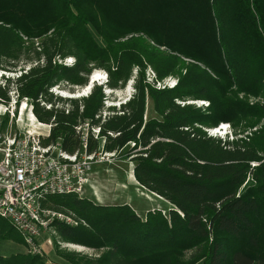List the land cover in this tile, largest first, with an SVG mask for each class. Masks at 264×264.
Here are the masks:
<instances>
[{
	"label": "trees",
	"instance_id": "16d2710c",
	"mask_svg": "<svg viewBox=\"0 0 264 264\" xmlns=\"http://www.w3.org/2000/svg\"><path fill=\"white\" fill-rule=\"evenodd\" d=\"M18 67L0 101L29 99L52 124L44 144L73 154L88 121L99 135L87 153L126 150L137 183L171 206L142 219L126 204L48 196L44 207L77 222L52 224L62 241L105 249L68 264H264V102L248 101L264 97V0H0V70ZM96 70L112 91L133 78V96L107 115L101 85L80 99L50 92L87 87ZM168 77L173 87H156ZM147 97L159 119H145ZM221 123L241 137L207 135ZM0 241L22 244L3 221ZM0 264L52 263L20 252Z\"/></svg>",
	"mask_w": 264,
	"mask_h": 264
},
{
	"label": "built area",
	"instance_id": "2783aa9c",
	"mask_svg": "<svg viewBox=\"0 0 264 264\" xmlns=\"http://www.w3.org/2000/svg\"><path fill=\"white\" fill-rule=\"evenodd\" d=\"M50 92L64 99H78L90 93L88 86L81 89L82 94L61 92L58 86ZM10 97L8 103L0 101V107L4 108L1 117L6 113L15 117L8 107L20 102V117L24 112L22 109L29 107L34 123L30 117L24 126L26 129L12 135L0 133V221L20 235L25 254L42 256L44 251L40 239L44 232L52 228L54 222L77 225L71 215L44 207L43 201L55 195L74 194L82 198L85 191L91 188L92 165L98 161L112 160L116 152L100 150L87 153L89 135L94 139H98L99 135V128H93L88 121L75 127L80 149L73 154L64 152L58 143L44 144L50 136L52 124L40 123L35 118L29 99L19 98L15 93H11ZM197 102L198 106H208L205 101ZM219 129L210 130L208 136L217 135Z\"/></svg>",
	"mask_w": 264,
	"mask_h": 264
},
{
	"label": "rangeland",
	"instance_id": "374dc122",
	"mask_svg": "<svg viewBox=\"0 0 264 264\" xmlns=\"http://www.w3.org/2000/svg\"><path fill=\"white\" fill-rule=\"evenodd\" d=\"M99 42L100 40L97 39ZM36 42H40L39 39L35 40ZM59 63L62 65L65 64H72V58H66L64 60H59ZM70 64V65H71ZM21 66V65H20ZM24 68H27V64L22 65ZM21 66V67H22ZM19 68H16L13 72L8 70L3 71L0 70V84L3 83L5 78H15L19 75ZM101 74V80L97 81L96 83L89 84L93 88V86H103L104 79H105V72L101 70H96ZM96 71H93L92 74ZM92 76V75H91ZM146 80L151 82L154 78V74L150 68H147L145 73ZM176 78L175 77H168L164 79L162 82L158 83L156 87H168L175 85ZM84 87H73L67 88L66 86H58V91L61 92H68L70 94H82L81 89ZM88 91H91V89ZM103 93H105L106 98L104 100V109L103 114L107 115L110 112L108 109L114 107L116 110L119 108L120 104L127 102L134 94L133 88V78L128 81L124 89H117L111 90L104 88L103 86ZM58 96V95H57ZM241 98L242 95H239ZM249 103L254 104L257 102L263 103L264 97H248ZM80 99V98H78ZM190 103V102H189ZM197 101L192 102L197 107ZM21 103L18 104H11L9 105L8 110L15 115V117L10 116L9 114H5L1 117L0 115V133L5 134H15L18 131H21L28 122V119L31 116L29 111V107L26 109H22L24 111L22 116L20 117L19 111ZM4 110L3 107H0V113ZM149 118H157L159 117L153 111V104L150 98L147 97L146 99V111H145V119ZM32 123H34V118H30ZM22 120V121H21ZM29 124V123H28ZM224 127V129L219 132L215 136H211L221 141L228 140V141H235V139L241 137L240 134H235L234 129L228 123H221L216 128L206 129V133L210 130L218 129ZM256 128L252 129L251 131H247L244 135H250L251 132L255 131ZM208 135V133H207ZM130 147H132L130 145ZM101 152V151H99ZM126 150L116 151L115 156L112 160L105 162V161H98L94 163L91 167V188L87 189L82 196V198H86L96 204L99 205H128L135 213L142 219H144L145 214L148 211H160L163 216H166L167 210L171 207L169 203H167L162 198L158 197L157 195L149 192L141 185L137 183L133 176V166L134 161L131 160V156H126ZM132 155V152H131ZM10 228V226H9ZM18 237L20 235L16 233L12 228H10ZM21 241L22 238L20 237ZM40 244L43 247V255L42 256H35L46 263L51 262L52 264H68L64 255L72 258H85L89 260L98 259L101 254L104 252L105 249H94L91 247L77 245L72 243H67L62 241L53 228H49L46 232L43 233ZM23 254V248L17 243H13L10 241H0V255L7 256L9 254L20 253ZM63 255V256H62ZM31 256V255H30Z\"/></svg>",
	"mask_w": 264,
	"mask_h": 264
},
{
	"label": "bare ground",
	"instance_id": "6f19581e",
	"mask_svg": "<svg viewBox=\"0 0 264 264\" xmlns=\"http://www.w3.org/2000/svg\"><path fill=\"white\" fill-rule=\"evenodd\" d=\"M101 74H100V72H94L93 74H92V76H91V84H93V83H96L97 81H99V80H101ZM88 89L90 90V89H92L90 86H88ZM109 91H111V90H109ZM30 117H32V115L30 116ZM224 129V127H221L220 129H219V132H221L222 130Z\"/></svg>",
	"mask_w": 264,
	"mask_h": 264
},
{
	"label": "water",
	"instance_id": "95a60500",
	"mask_svg": "<svg viewBox=\"0 0 264 264\" xmlns=\"http://www.w3.org/2000/svg\"><path fill=\"white\" fill-rule=\"evenodd\" d=\"M90 81H91V76H90V78H89L88 84H89Z\"/></svg>",
	"mask_w": 264,
	"mask_h": 264
},
{
	"label": "clouds",
	"instance_id": "9594fccd",
	"mask_svg": "<svg viewBox=\"0 0 264 264\" xmlns=\"http://www.w3.org/2000/svg\"><path fill=\"white\" fill-rule=\"evenodd\" d=\"M105 82L107 81V80H104Z\"/></svg>",
	"mask_w": 264,
	"mask_h": 264
}]
</instances>
